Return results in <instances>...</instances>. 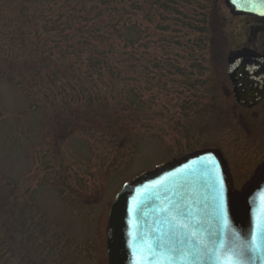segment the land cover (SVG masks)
Listing matches in <instances>:
<instances>
[{
    "label": "rangeland",
    "instance_id": "obj_1",
    "mask_svg": "<svg viewBox=\"0 0 264 264\" xmlns=\"http://www.w3.org/2000/svg\"><path fill=\"white\" fill-rule=\"evenodd\" d=\"M141 1L128 15L121 0H0V264H108L125 183L203 149L221 150L239 184L263 162L264 117L234 104L223 75L190 67V47L171 42L196 37ZM220 4L211 27L223 17L228 48L242 47L255 21Z\"/></svg>",
    "mask_w": 264,
    "mask_h": 264
},
{
    "label": "water",
    "instance_id": "obj_2",
    "mask_svg": "<svg viewBox=\"0 0 264 264\" xmlns=\"http://www.w3.org/2000/svg\"><path fill=\"white\" fill-rule=\"evenodd\" d=\"M226 4L233 15L264 18V0ZM252 60L239 58L243 64L229 71L235 97L247 108L264 96V64ZM176 164L145 174L117 195L109 215V264H216L237 246L264 248V168L239 192L217 151ZM245 259L264 264L251 252Z\"/></svg>",
    "mask_w": 264,
    "mask_h": 264
},
{
    "label": "trees",
    "instance_id": "obj_3",
    "mask_svg": "<svg viewBox=\"0 0 264 264\" xmlns=\"http://www.w3.org/2000/svg\"><path fill=\"white\" fill-rule=\"evenodd\" d=\"M101 2L102 4L106 5L109 10H111L113 8V4L115 0H101ZM157 2H158V5L160 3H163L159 5L162 11L164 9L165 11L169 10L172 14V17H166V18L163 17V21H165L166 19L170 20L171 25L182 23L183 27H185V29L190 32V36L196 37V38H193L194 40L193 39L190 40L186 47H181V46L178 47L179 46L178 44L180 41L175 40L174 42H171L177 45V49H178L177 51H180V49L182 48L184 50H187L188 46L190 47L191 53H193V56H191V60H190L191 62L190 67L193 66L196 69L203 71V73H206V70H213L215 72L220 71L221 68L223 67L222 60L221 58L219 60L216 56L212 55V51L217 46L219 48L220 43L215 42V41L212 42V39L210 37V33L212 32L211 25H210V22H211L210 19L212 15V10H214L213 8L215 7L213 5L212 6L210 5L211 0H157ZM121 3L122 5L118 8V10L121 9L124 11L128 4V9H129V11L127 12L128 15H130V10H133V8H141L140 5H137L138 7H133V4L128 3V0H121ZM140 3L143 4L145 3V1L142 0ZM83 5L85 4L83 3L79 4L75 7V9L77 8L84 9L85 6ZM97 8H99V6H97ZM198 33L200 34V37L197 35ZM102 36L103 34H101L100 37H97L94 40V42L100 45H104L105 38ZM172 39L174 38L171 37V40ZM79 43L85 44V42H81V41H79ZM206 49L208 51L207 55H209V57H206V55L203 54L204 51L206 52ZM108 50H110V47L107 45L106 51ZM100 53H102V51ZM210 54H211V57H210ZM102 55L103 54H100V56ZM39 59L41 63H55L56 62V59H54L51 56L47 58H39ZM95 59L99 62H104L106 60V59L100 58L99 56H96ZM119 59H121L122 61H125L122 58H119ZM168 60H169V57H168ZM173 60L175 59L173 58ZM120 64L123 66L124 62ZM209 65L211 66V68L209 67ZM105 68L107 69L105 65H102L100 67L101 70H104ZM114 75H117V73L112 74V76ZM211 81L209 80V82ZM80 91H84V89H80L79 91H77V95L79 94Z\"/></svg>",
    "mask_w": 264,
    "mask_h": 264
},
{
    "label": "flooded vegetation",
    "instance_id": "obj_4",
    "mask_svg": "<svg viewBox=\"0 0 264 264\" xmlns=\"http://www.w3.org/2000/svg\"><path fill=\"white\" fill-rule=\"evenodd\" d=\"M217 5H220V3H217ZM248 19H253L255 21V23L247 25V26H249V29L244 34V37L246 36L247 39H246L245 43L243 44V46L235 48V49L233 48V49H231V51H225L223 53H220L221 58L226 60L228 63L227 64V70L229 67H232L236 63V60H237L236 57L243 55V54H250V53H240V52H238L239 50L251 49V50H253V54L255 56H259V55L264 56V20L257 19L254 17H248ZM247 26H245V28ZM224 37L228 39L227 35H225ZM225 78H227L226 74H225ZM227 80H228V78H227ZM228 82H229V80H228ZM228 94L230 96L229 90L227 93V97H228ZM231 96H232L234 104L239 109L244 110V112L246 111L249 118L264 117V98L254 110H247V109H244L242 106H240L235 101V99L233 98V95H232V91H231ZM258 109L261 110V112H260L261 115L256 112Z\"/></svg>",
    "mask_w": 264,
    "mask_h": 264
},
{
    "label": "snow or ice",
    "instance_id": "obj_5",
    "mask_svg": "<svg viewBox=\"0 0 264 264\" xmlns=\"http://www.w3.org/2000/svg\"><path fill=\"white\" fill-rule=\"evenodd\" d=\"M180 227H184L183 224L179 225ZM202 243V242H201ZM223 246V244L221 245ZM204 247H207V245H204ZM251 252L253 254V258H256L257 256L264 261V248H262L258 244H253L252 248H245L243 246H237L232 248L228 252V256L230 258L226 260H220L219 257L216 259V264H246V255L247 253ZM157 264H171V261H158Z\"/></svg>",
    "mask_w": 264,
    "mask_h": 264
}]
</instances>
